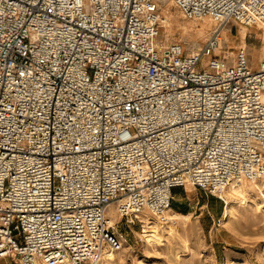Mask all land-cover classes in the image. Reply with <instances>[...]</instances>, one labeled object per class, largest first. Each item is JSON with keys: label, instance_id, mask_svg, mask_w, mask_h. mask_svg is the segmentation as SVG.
<instances>
[{"label": "built area", "instance_id": "obj_1", "mask_svg": "<svg viewBox=\"0 0 264 264\" xmlns=\"http://www.w3.org/2000/svg\"><path fill=\"white\" fill-rule=\"evenodd\" d=\"M167 1L264 28V0ZM161 5L0 0V260L96 264L173 189L223 201L264 176V60H225L219 30L195 52L164 44Z\"/></svg>", "mask_w": 264, "mask_h": 264}, {"label": "rangeland", "instance_id": "obj_2", "mask_svg": "<svg viewBox=\"0 0 264 264\" xmlns=\"http://www.w3.org/2000/svg\"><path fill=\"white\" fill-rule=\"evenodd\" d=\"M159 1L164 19L159 39L164 44L180 43L187 53L195 52L212 32L219 30V56L232 62L236 52L244 50L252 70L264 60L263 27H246L233 22L220 25L208 19L186 20L170 2ZM180 191L179 196H174L172 191L171 209L185 215V222L174 218L173 234H165L161 242L148 245L141 236L144 223L140 219L128 224L119 221L117 230L124 244L113 252L116 255L112 264H261L264 190L262 196L251 197L246 205L237 204L227 222L221 220L225 202L218 197L191 186ZM107 216L113 223L117 222L113 207L109 208ZM0 264L16 263L0 260Z\"/></svg>", "mask_w": 264, "mask_h": 264}, {"label": "bare ground", "instance_id": "obj_3", "mask_svg": "<svg viewBox=\"0 0 264 264\" xmlns=\"http://www.w3.org/2000/svg\"><path fill=\"white\" fill-rule=\"evenodd\" d=\"M262 190H264V176H262L259 180L249 183V185L239 182L225 188L220 195L223 202H225L221 220L223 222H227V219H229L237 204H240L241 206L246 205L245 202L251 197L257 195L262 196ZM138 217L140 222L144 223V226H142L144 229L141 236L145 239V242L148 245L161 242L163 240V235L165 234H173L172 226L176 224L174 222V218L181 220L182 223H184V220L186 219L185 215L178 214L171 208L164 212L162 216L152 215L149 212H141ZM159 225H163L165 227ZM159 227H162L161 229L164 228V231L162 232ZM122 242H124V240H122ZM123 244L124 243H122V246ZM115 255L116 254L112 251L105 252L98 264H112L115 261ZM260 259L262 261L261 264H264V258L261 257Z\"/></svg>", "mask_w": 264, "mask_h": 264}, {"label": "crops", "instance_id": "obj_4", "mask_svg": "<svg viewBox=\"0 0 264 264\" xmlns=\"http://www.w3.org/2000/svg\"><path fill=\"white\" fill-rule=\"evenodd\" d=\"M180 189H181V188H175V189L172 190L174 196H179V194H180V192H181ZM177 205H180V204L178 203Z\"/></svg>", "mask_w": 264, "mask_h": 264}]
</instances>
